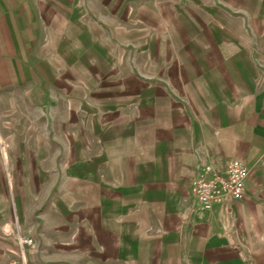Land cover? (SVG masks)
Masks as SVG:
<instances>
[{
  "label": "crops",
  "instance_id": "1",
  "mask_svg": "<svg viewBox=\"0 0 264 264\" xmlns=\"http://www.w3.org/2000/svg\"><path fill=\"white\" fill-rule=\"evenodd\" d=\"M6 105L45 167L0 264H264V0H0ZM232 159L244 196L202 210Z\"/></svg>",
  "mask_w": 264,
  "mask_h": 264
},
{
  "label": "rangeland",
  "instance_id": "2",
  "mask_svg": "<svg viewBox=\"0 0 264 264\" xmlns=\"http://www.w3.org/2000/svg\"><path fill=\"white\" fill-rule=\"evenodd\" d=\"M10 102L11 100L7 104ZM2 110L4 112L0 113V237L11 242V239L18 238V232L29 233L24 228L27 221L25 223L21 220L17 206L19 210L21 206L27 209L29 193L35 190L42 191L39 187L43 180L35 179L33 176L35 172L44 170V164L39 162V158L43 159L44 148L31 145L29 140L39 139L45 132L28 130L29 115L20 113L21 109L6 105ZM46 133L49 135L53 132ZM38 153L40 157H37ZM31 198L36 197L31 195ZM20 257L17 259L18 264H24L21 251Z\"/></svg>",
  "mask_w": 264,
  "mask_h": 264
},
{
  "label": "built area",
  "instance_id": "3",
  "mask_svg": "<svg viewBox=\"0 0 264 264\" xmlns=\"http://www.w3.org/2000/svg\"><path fill=\"white\" fill-rule=\"evenodd\" d=\"M249 174L248 167L239 159L227 162L223 170L212 164L203 167L194 181L193 191L202 210H211L216 203L228 198L241 199L245 192V182ZM22 251L34 243V239L19 236ZM14 264V263H13Z\"/></svg>",
  "mask_w": 264,
  "mask_h": 264
}]
</instances>
